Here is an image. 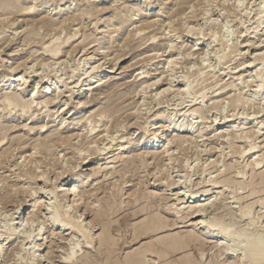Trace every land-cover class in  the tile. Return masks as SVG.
Segmentation results:
<instances>
[{"label": "rangeland", "instance_id": "rangeland-1", "mask_svg": "<svg viewBox=\"0 0 264 264\" xmlns=\"http://www.w3.org/2000/svg\"><path fill=\"white\" fill-rule=\"evenodd\" d=\"M263 7L264 0H0V264H127L136 252L140 264H251L252 253H234L227 244L218 250L207 223L264 234ZM57 45L61 52L51 58L46 51ZM89 66L115 67L92 95L75 100L73 88L85 84ZM11 76L27 80L23 91L17 92L22 80L7 91L29 106L27 113L2 103L1 84ZM44 77L48 84L33 97ZM168 77L175 83L159 95ZM169 120L173 130L181 128L163 141L186 140L169 146L172 160L165 161L162 147L140 150L152 122L161 131ZM111 157L116 165L108 164ZM75 174V196L87 195L70 209L73 195L58 191ZM81 181L89 187L78 189ZM37 199L45 208L33 214ZM202 201L213 206L202 217L175 215L182 202ZM55 209L84 230L95 226L88 240L61 220L46 222ZM98 210L107 212L106 226L96 220ZM28 212L33 224L7 240L3 232L21 230ZM151 215L165 219L164 228L135 235ZM199 219L205 224L194 232L204 230L206 238L172 248Z\"/></svg>", "mask_w": 264, "mask_h": 264}, {"label": "bare ground", "instance_id": "bare-ground-1", "mask_svg": "<svg viewBox=\"0 0 264 264\" xmlns=\"http://www.w3.org/2000/svg\"><path fill=\"white\" fill-rule=\"evenodd\" d=\"M153 2V1H152ZM205 3V2H204ZM192 5V4H191ZM206 6V5H205ZM152 7H153V3H151V4H149V8L150 9H152ZM195 8V7H194ZM264 8V7H263ZM261 9V8H260ZM149 10V9H148ZM195 10V9H194ZM198 10V9H197ZM203 10V9H202ZM262 11V10H261ZM194 12V11H193ZM206 12V11H205ZM263 12V11H262ZM207 13V12H206ZM209 13V12H208ZM257 13H259V12H257ZM261 13V12H260ZM262 14V13H261ZM207 15V14H206ZM205 15V16H206ZM259 16V15H258ZM207 17V16H206ZM41 21V20H40ZM213 21V20H212ZM12 22V21H11ZM15 22V21H14ZM14 22H12L10 25H14ZM44 23V22H43ZM151 23V22H150ZM169 24H171V23H169ZM173 24V23H172ZM146 26H148V25H146ZM196 28V27H195ZM194 28V29H195ZM140 29V27L138 28V30ZM136 30V29H135ZM143 30V29H142ZM191 30H192V28H191ZM144 31V30H143ZM175 31V30H174ZM197 31V30H196ZM196 31H194V33L196 32ZM138 32V31H137ZM141 32V31H140ZM140 32H138V33H140ZM172 33V32H171ZM188 34V33H187ZM197 34V33H196ZM173 36V35H172ZM197 36H198V34H197ZM72 37V36H71ZM193 37H195V36H193ZM156 38V37H155ZM200 38V37H199ZM69 40V39H68ZM172 42V41H171ZM249 43L250 42H248L247 44L249 45ZM172 45V44H171ZM247 45V46H248ZM177 46V45H176ZM50 47V46H49ZM123 47V46H122ZM173 47V46H172ZM171 47V48H172ZM178 47V46H177ZM125 48V47H124ZM85 49V48H84ZM176 49V48H175ZM123 50V49H122ZM173 50V49H172ZM178 50V49H177ZM48 54H49V56L51 57V58H55V57H57L58 55H59V53L61 52L60 51V49H59V45H57V46H52L51 48H48L47 49V51H46ZM68 53V52H67ZM86 54V53H85ZM258 54V53H257ZM68 56V55H67ZM95 56V55H94ZM260 56H262V55H260ZM264 56V55H263ZM170 57V56H169ZM178 58V57H177ZM256 58H257V56H256ZM59 59V58H58ZM85 59V58H84ZM118 59V58H117ZM57 60V59H56ZM63 60V59H62ZM171 60V59H170ZM66 61V60H65ZM60 62V61H59ZM169 62V61H168ZM173 62V61H172ZM175 62V61H174ZM173 62V63H174ZM58 63V62H57ZM81 63V62H80ZM116 63V62H115ZM113 64V63H112ZM169 64H171V61H170V63ZM243 64H244V62H243ZM172 65V64H171ZM171 65H169L168 67L170 68V66ZM242 66V65H241ZM245 66L246 67H249L250 66V64H248V65H246L245 64ZM115 66H113L112 68H108L107 70L106 69H102V68H100V69H96L97 67H94V66H89L88 68H86V70H85V74H86V77L84 78V80H82L83 82H85V84H83V85H80V86H78V87H74L73 88V90L74 89H76L77 88V91L74 93V95H75V100L76 99H78V98H80V99H83L87 94H90V95H92V93H94V91L97 89V87L99 86H101L102 84H103V81H104V79H105V76L103 75L104 73L107 75V74H112L113 73V68H114ZM17 70V69H16ZM15 70V71H16ZM171 70H172V68H171ZM262 71V70H261ZM115 73V72H114ZM259 73L261 74V72L259 71ZM35 74V73H34ZM41 74V73H40ZM39 74V75H40ZM145 74V73H144ZM257 74V73H256ZM259 74V75H260ZM173 77V76H172ZM172 77H168L170 80H169V85L168 86H166V87H161L162 89L158 92L157 91V93L159 94V95H161V94H165V92H167L168 91V93H169V91H171V90H169L170 88H171V85H172V83L174 82L175 83V79H174V81H173V79H172ZM259 76H257L256 78H258ZM45 78V77H44ZM174 78V77H173ZM254 78H255V76H254ZM159 79V78H158ZM19 80H22L23 82H22V84L21 85H19L18 86V90H17V92H21V91H23V89H24V86L27 84V80H24L23 78H17L16 79V77L15 76H11V77H8L7 78V80H6V82L4 83L3 82V84H1V87H2V90H4V91H6L5 93H4V99H3V102L2 103H4L5 105H7L8 107H11L10 109H12V110H16V109H18V108H21V112H26L27 113V110H28V108H29V106H25V105H20V103L18 102V100H17V98L13 95V94H11V93H8L9 91H8V83L10 84V82H15V81H19ZM156 80V79H155ZM107 82V81H106ZM106 82H104V83H106ZM158 82H159V80H158ZM157 81H156V83L155 82H153L154 84H146L147 86H154V85H157V83H158ZM102 83V84H101ZM151 83H152V81H151ZM48 84V79H43V80H40L39 81V83L36 85L37 86V88H36V91H35V93H34V95H33V97L34 96H36L38 93H39V90L43 87V86H45V85H47ZM144 84V85H145ZM259 84V83H258ZM74 85V84H73ZM191 86V85H190ZM261 86V84L259 85V87ZM263 86V85H262ZM98 87V88H99ZM146 87V86H145ZM150 87V88H151ZM258 87V88H259ZM65 88V87H64ZM148 88V87H147ZM56 89V88H55ZM61 87H57V95L58 94H60L62 91H61ZM141 89H143V88H141ZM140 89V90H141ZM158 90V89H157ZM8 91V92H7ZM185 91V90H184ZM183 91V92H184ZM188 91V90H187ZM141 92H144V91H142L141 90ZM258 92H259V89L258 90H256L254 93L257 95L258 94ZM47 93H48V91H47ZM202 93V92H201ZM16 94V93H15ZM96 94V93H95ZM159 95H157V96H159ZM154 97V96H153ZM19 98V97H18ZM161 98V97H160ZM57 100V99H56ZM86 101V100H85ZM155 101V100H154ZM237 101V100H236ZM53 102V101H52ZM142 103H144V102H142ZM239 103V102H238ZM77 104L78 103H76V106H77ZM81 104H86V102H84L83 101V103H81V102H79V105H81ZM21 106V107H20ZM85 107V106H84ZM137 111V110H136ZM151 111V110H150ZM20 116V115H19ZM185 116V115H184ZM191 116V115H190ZM101 117V116H100ZM62 125V124H61ZM176 126V125H175ZM92 128H94V127H92ZM160 127H158V123L156 124V123H154V122H152V124L146 129L147 130V135H148V137H150V138H147V139H145L144 141H142V144L140 145V150L142 149V150H144V151H152L154 148H160V147H162V148H165V158L167 157V159L165 160V161H169V160H172V156H174L173 154L174 153H172V152H169L171 149H169V146L170 145H173L174 143L176 144V146L177 145H182L184 142H186V140H182V139H180V138H177V139H167V138H165L166 140L165 141H167V145H165L164 146V144H165V141H163V139H164V137H166V135H167V133L168 132H170L171 130V132H174V131H176V129H180L181 128V125H178V126H176V129L175 130H173V127H171V121L169 120V121H166V123H165V125L161 128V131H159L160 129H159ZM193 128V127H192ZM90 132H92V130L90 131ZM201 132V131H200ZM231 132H232V130H231ZM146 133V132H145ZM247 135V134H246ZM176 136V135H175ZM174 136V137H175ZM180 136V135H179ZM178 136V137H179ZM105 137H109V136H105ZM187 139V138H186ZM241 139V138H240ZM3 141V140H2ZM195 141V140H194ZM2 143V142H1ZM0 143V144H1ZM111 143V142H110ZM196 143V142H195ZM192 144V143H191ZM190 145V144H189ZM175 146V147H176ZM174 147V146H173ZM178 147V146H177ZM176 147V148H177ZM180 148V147H179ZM121 149V151L122 152H124L125 153V151L127 150V149H125L124 147L123 148H120ZM173 149V148H172ZM254 149V148H253ZM100 150H102V149H100ZM104 150V149H103ZM155 150V149H154ZM157 150V149H156ZM179 150V149H178ZM246 151V150H245ZM112 152V151H111ZM100 153V152H99ZM147 153V152H146ZM145 153V154H146ZM143 154V153H142ZM122 155V154H121ZM141 155V154H140ZM28 156V155H27ZM30 156H32V155H29L28 157L30 158ZM147 156V155H146ZM145 156V157H146ZM122 157V156H121ZM140 157V156H139ZM143 157V156H142ZM153 157V156H152ZM28 158V159H29ZM81 158V157H80ZM117 158V157H116ZM116 158L114 159V160H112L113 158L111 157V160H109L108 161V164H115V163H117V162H115V160H116ZM139 159H141V158H139ZM131 160H132V158H131ZM143 161V160H142ZM31 162V161H30ZM84 162V161H83ZM82 162V163H83ZM163 162V161H162ZM63 163V162H62ZM143 163V162H142ZM141 163V164H142ZM148 163V162H147ZM146 163V164H147ZM168 163V162H167ZM35 164V163H34ZM257 164V163H256ZM21 165V164H20ZM68 165V164H67ZM116 165V164H115ZM259 165H260V163H259ZM145 166H147V165H145ZM255 167L256 166H258V165H254ZM172 167V166H171ZM38 168V167H37ZM72 168V167H71ZM257 168V167H256ZM31 169V168H30ZM63 169V168H62ZM61 169V170H62ZM73 169V168H72ZM98 169V168H97ZM65 170H66V168H65ZM221 170V169H220ZM219 171V170H218ZM222 171V170H221ZM94 172H96V171H94ZM100 172V170L98 169L97 170V172L96 173H99ZM156 172V171H155ZM162 172V171H161ZM220 172V171H219ZM60 173V172H59ZM70 173V172H69ZM123 173V172H122ZM159 173V172H158ZM221 173V172H220ZM223 173V172H222ZM125 174V173H124ZM123 174V175H124ZM41 175V174H40ZM153 175V174H152ZM157 175H159V174H157ZM218 175H220V174H218ZM238 175V174H237ZM43 176H45L44 174H43ZM76 176V174L75 175H73L72 176V179H71V181H69V183L70 182H72V180H73V177H75ZM96 176V175H95ZM156 176V175H155ZM42 177V176H41ZM60 177V176H59ZM127 177V176H126ZM96 179H97V177H95ZM122 178H123V176H122ZM129 178V177H128ZM155 178H157V176L155 177ZM225 178V177H224ZM119 179V178H118ZM226 179V178H225ZM158 180V179H157ZM229 180V179H228ZM228 180H227V182H228ZM91 182V181H90ZM216 182V181H215ZM221 182V181H220ZM46 183V182H45ZM66 183L65 185H64V189L63 190H59L58 191V193L59 192H61L62 193V198L63 197H65L66 195H73V200H72V203H71V205H68V207L71 209H74L75 207H77V206H79L78 205V202L81 200L82 201V203H84L83 202V198H85L83 195H85L86 194V191H80V194H79V192H78V194H79V196L80 197H78V199H76L75 197L76 196H78V194H76V196H75V190H74V184L76 183ZM87 183H88V181H81L80 183H79V188L78 189H87L89 186L87 185ZM115 183V182H114ZM226 183V182H225ZM224 183V184H225ZM232 183V182H231ZM125 184H126V182H125ZM215 184H217V183H215ZM218 184H220V183H218ZM90 185V184H89ZM111 185V184H110ZM174 185V184H173ZM222 185V184H221ZM229 185V184H228ZM171 187V186H170ZM227 187V186H226ZM40 189V188H39ZM100 189V188H99ZM166 189V188H165ZM58 190V189H57ZM15 191V190H14ZM88 191V190H87ZM98 191V190H97ZM81 192H82V194H81ZM136 192V191H135ZM139 192V191H138ZM85 193V194H84ZM88 193V192H87ZM92 193V192H91ZM157 193V192H156ZM58 195V194H57ZM61 195V194H60ZM87 195V194H86ZM134 195V194H133ZM132 195V196H133ZM136 195H137V193H136ZM136 195H134V196H136ZM146 195H147V193H146ZM139 196V195H138ZM150 196V195H149ZM129 197V196H128ZM160 197V196H159ZM162 197V196H161ZM1 198H3V197H1ZM0 198V199H1ZM9 198V197H8ZM58 198V197H57ZM131 198V197H130ZM139 198V197H138ZM6 199H7V197H6ZM142 199V198H141ZM2 200V199H1ZM5 200V199H4ZM33 200V199H32ZM36 200V199H35ZM39 199H37V201L35 202H31V206H30V208L32 209L31 210V213H32V211H33V214L35 213V207H37L38 206V208H37V211H38V209H39V207L40 206H42L40 203L41 202H39L38 201ZM132 200V199H131ZM211 200V199H210ZM214 200H217V199H215L214 198ZM41 201H43V199L41 200ZM45 201V200H44ZM137 201V199L135 200V199H133V202L132 203H134V202H136ZM160 201V200H159ZM207 201V200H206ZM3 202V201H2ZM49 201H47V202H42L43 204L45 203V205H46V209L45 210H47V208H49L50 207V205H51V203L52 202H49ZM63 202V201H62ZM97 202V201H96ZM192 202V201H191ZM198 202V201H197ZM208 203H210V202H204V201H202V202H200L199 203V205L198 206H196V207H193V206H191L190 204H188V202H182L181 204H180V208H179V210H177V211H175V215H178V214H181V213H183V212H185L186 210H188L187 211V213L189 212L190 214H188V216H190L191 218H200V217H202L203 215H204V211H205V209H206V207L208 206ZM212 203V202H211ZM210 203V204H211ZM215 203V202H214ZM213 203V204H214ZM209 204V206H212V204L210 205ZM44 206V205H43ZM42 206V207H43ZM58 206V205H57ZM84 206V205H83ZM3 207V206H2ZM2 207H0V210L1 209H3ZM19 207V206H18ZM17 207V208H18ZM41 207V209H43V208H45V207H43L42 208ZM65 207V206H64ZM99 207V206H98ZM158 207V206H157ZM213 207V206H212ZM93 208V207H92ZM103 208V207H102ZM107 208V207H106ZM191 208H194V210H192ZM208 208V207H207ZM19 209V208H18ZM17 209V210H18ZM62 209V208H61ZM60 209V210H61ZM64 209V208H63ZM68 209V208H67ZM77 209V208H76ZM97 209V208H96ZM95 209V210H96ZM109 208H107V210H108ZM56 210V209H55ZM59 210V209H58ZM144 210V209H143ZM19 211V210H18ZM30 211V210H29ZM36 211V212H37ZM103 211V212H102ZM102 211H97V213H96V220H98V222L100 221L101 223H102V225L103 226H106V223H105V218H106V214H107V212L106 211H104V210H102ZM110 211V210H109ZM147 211V210H146ZM17 212V211H16ZM15 212V213H16ZM39 212H40V210H39ZM47 212H49V211H47ZM62 212V211H61ZM77 212V211H76ZM246 212V211H245ZM20 213V212H19ZM24 213V212H23ZM41 213V212H40ZM68 213V211H65V212H63L62 214L59 212V211H52V213L50 212V213H48L47 215L49 216V217H45V219H46V222H50V224L51 225H53V224H55L56 222H58V221H62L63 223H59L62 227H63V229H65L66 230V228H68V226L70 227V229L71 230H73V229H75V230H73V231H75V233H76V231H77V233L81 236V237H83L84 239L85 238H87V239H85V240H88V238H89V235H91V233H92V231L94 230V228H95V226H90V228L87 230V228H86V230H84L83 228V226L81 225L82 223H77L75 220L76 219H71L70 217V215H68L67 214ZM158 213V212H157ZM207 213V212H206ZM10 214V213H9ZM32 214V215H33ZM76 214V213H75ZM134 214V213H133ZM152 214V213H151ZM244 214V213H243ZM242 214V215H243ZM248 214H249V212H248ZM29 215H31L30 214V212H28L27 213V215H25L26 217H25V220H23L22 219V221L24 222H22L23 224H20V227L22 226V229L21 230H19L18 229V232H17V229H14V228H12V229H7V230H5L4 232H3V234L2 235H5V236H7V240H9L10 239V237L11 236H14V235H20L22 232H24V229H26V228H29L30 227V222L32 223L33 222V217L31 218V216H29ZM83 215V214H82ZM150 215V214H149ZM155 215V214H154ZM247 215V214H246ZM19 216V215H18ZM186 217H187V214L185 215ZM24 217V216H23ZM74 217V216H73ZM81 217L82 216H80V219H81ZM243 217V216H242ZM10 218V217H9ZM75 218V217H74ZM188 218V217H187ZM247 218V217H246ZM78 219V218H77ZM161 218H159L158 216H152L151 215V218H148L147 219V222H143L144 224H142V226L141 225H138L139 227H137L135 230H134V233H135V235H146L147 233H154V232H157V231H159V230H161V229H163L164 228V226H165V224H166V222H165V219H163V221L162 220H160ZM204 219V218H203ZM10 220V219H9ZM39 220V219H38ZM77 223H75L74 221ZM168 220V219H167ZM11 221V220H10ZM162 221V222H161ZM213 221V220H212ZM212 221H209V223H207V224H209V225H211L213 228L211 229L212 230V232H213V235H215V237L217 238V241H216V247H218L217 249L218 250H220V249H222L223 247L222 246H225L226 244L228 245V246H231L232 248H233V250L235 251H231V252H234V253H236V252H239V251H241V252H243V253H245V255L246 254H249L250 255V253H252L251 255H253L254 256V258L253 257H250L249 255V257L250 258H252V261H250L251 262V264H254L255 262L257 263V261H260V260H263L264 261V234H255V235H253L252 233H248V232H246V231H244V232H233V229L231 230V228L230 227H228V226H223V224L221 223V222H215V220H214V222H212ZM79 222V221H78ZM108 222V221H107ZM164 222H165V224H164ZM20 223V222H19ZM109 223V222H108ZM193 224V226H191L192 227V229L189 231V232H187V234H186V236H184V237H179L178 239H176V238H173L172 236L170 237V238H173V239H176V242L174 241V243L172 244V248H174V247H177L178 246V248L180 247L181 248V246H183V245H187L188 246V244L189 243H193L194 241L196 242V241H199L201 238H203V237H205V236H207L206 234V231H201V232H199V235L198 234H196L195 232H194V230L196 229V228H198L200 225H202V223H204L203 221H201L200 219H199V221L198 220H195V221H193L192 222ZM252 224H253V222H251ZM255 223V222H254ZM17 224V223H16ZM33 224V223H32ZM91 224V223H90ZM124 224V223H123ZM205 224V223H204ZM251 224V225H252ZM110 225V224H109ZM207 226V225H205V226H207V228H209L210 226ZM263 225V224H262ZM11 226V225H10ZM190 226V225H189ZM53 227V226H52ZM87 227V226H86ZM167 227V226H166ZM106 228V227H105ZM31 229V228H30ZM69 229V230H70ZM108 229V228H107ZM249 229H250V226H249ZM46 230V229H45ZM68 230V229H67ZM103 230V229H102ZM98 231V230H97ZM105 231V230H104ZM103 231V232H104ZM199 231V230H198ZM262 231V230H261ZM60 232V231H59ZM51 233V232H50ZM76 233V234H77ZM196 235H195V234ZM211 233V232H210ZM1 234V233H0ZM27 234V233H26ZM184 234V235H185ZM50 235H52V234H50ZM102 236L104 235V236H106V235H109V233H103V234H101ZM198 235V236H197ZM208 235L209 236H211V234H209L208 233ZM37 236V235H36ZM103 236V237H104ZM177 236V235H176ZM180 236V235H179ZM183 236V235H182ZM1 237V236H0ZM43 237V236H42ZM137 237V236H136ZM28 238V237H27ZM59 238V237H58ZM98 238V237H97ZM170 238H165V241H166V239L168 240V239H170ZM206 238V237H205ZM204 239V238H203ZM6 240V241H7ZM88 242V241H87ZM101 242H102V244L103 245H105V246H109L111 243H109V239L108 238H106V237H104V238H102V240H101ZM113 242V241H112ZM162 242H163V240H162ZM204 242V241H203ZM20 243V242H19ZM199 243V242H198ZM7 244H8V242H7ZM74 244V243H73ZM78 244V243H77ZM79 246V245H78ZM36 247V246H35ZM40 247V246H39ZM77 247V246H76ZM220 247H222V248H220ZM4 246H0V254L3 252V250H4ZM220 248V249H219ZM228 248V247H227ZM39 249V248H38ZM148 249V248H147ZM175 249H177V248H175ZM224 249V248H223ZM79 250V249H78ZM224 250H227V249H224ZM224 250H222L221 252H223ZM148 251V250H147ZM229 251V250H228ZM32 252V251H31ZM33 253V252H32ZM224 254L225 253H227V252H223ZM243 253L241 254V253H239V254H241V255H243ZM146 254V253H145ZM149 254V253H148ZM156 254V253H155ZM159 254V253H158ZM157 254V255H158ZM229 254H231L230 252H229ZM31 256H33L32 254H30ZM139 255H140V253H137L136 252V254L135 255H132L131 254V256H129V257H127V264H140L141 262H140V259L139 258H141V256H142V254L140 255V257H139ZM40 256V255H39ZM74 256V252H73V250H71L70 251V253L69 254H67V257H66V259H65V261L66 262H68V261H70L71 259H72V257ZM159 256V255H158ZM247 256V255H246ZM238 257H240V255L238 256ZM243 257V259L245 258L244 257V255L243 256H241V258ZM249 257H248V259H249ZM247 258V257H246ZM246 258H245V260H244V262L245 261H248V260H246ZM242 259V260H243ZM41 260L42 259H40L39 260V262H38V264L39 263H41ZM262 261V262H263ZM243 262V261H242ZM45 263V262H44ZM186 263V262H185ZM187 263H188V261H187ZM249 263V262H248ZM231 264V263H230ZM243 264V263H242Z\"/></svg>", "mask_w": 264, "mask_h": 264}]
</instances>
